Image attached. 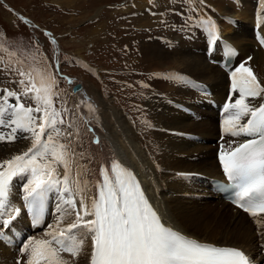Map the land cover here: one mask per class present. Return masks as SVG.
<instances>
[{
  "label": "snow or ice",
  "instance_id": "6c2138e0",
  "mask_svg": "<svg viewBox=\"0 0 264 264\" xmlns=\"http://www.w3.org/2000/svg\"><path fill=\"white\" fill-rule=\"evenodd\" d=\"M259 4L257 29L264 32V0ZM149 11L161 17V24L189 39L200 31L207 40L210 63L227 58L223 67L230 86L222 105V142L217 152L224 180L217 182V189L253 218L264 241V79L254 72L252 56L232 64L239 53L224 38L217 18L209 14L214 10L208 0H172L164 11ZM166 12L180 17V22L169 24ZM18 18L29 23L22 15ZM222 19L235 23L227 14ZM31 28L24 39L35 56H43L35 33L40 31L51 44L57 39L39 25ZM257 39L264 46V36L258 33ZM19 43L15 36L0 33V72L4 82L16 86L0 87V145L27 142L26 148L0 159V243L10 239L23 215L34 228L44 224L49 199L55 196L57 203L54 224L47 225L43 238L22 241L14 264H81L82 259L85 264H255L239 246L202 242L184 234L154 205L131 166L118 158L106 161L91 151L90 145L102 144L96 134L98 109L91 98L83 94L70 103L57 90L60 81L75 84L73 93H81L82 86L63 75L58 59L49 62L43 56L36 61L38 67L25 66L11 51ZM168 46L174 45L169 41ZM150 78L194 88L207 99L208 87L180 72L153 73ZM145 124L154 127L147 120ZM177 175L191 179L198 174ZM18 178L24 182L17 205L13 195ZM259 247L264 249V242Z\"/></svg>",
  "mask_w": 264,
  "mask_h": 264
},
{
  "label": "rangeland",
  "instance_id": "374dc122",
  "mask_svg": "<svg viewBox=\"0 0 264 264\" xmlns=\"http://www.w3.org/2000/svg\"><path fill=\"white\" fill-rule=\"evenodd\" d=\"M138 1L0 0V27H4V33H7L9 37L15 36L21 42L13 45L11 51L14 52V49H16L15 53L19 54L21 52V57L30 66L38 67L39 65L36 61H42L43 56H46L49 62H55L57 59L63 60L62 57L73 55L80 58L84 66L78 65V67H72L70 71L71 75L83 80L85 92L91 99L96 101L100 115L104 114V104L106 103H108L107 109L122 112L124 117L127 114L120 111V106L122 105L134 114L132 118L133 124L138 129V135H136L134 143L139 141L141 144L146 145L149 150V152H146L148 154L146 156L145 151L140 147L141 152L145 155L142 158L145 164L144 171L145 173L149 171L147 173L150 179L149 184L151 183L150 185L155 186L153 190L156 198L162 202L164 208L168 211V215L177 225H181L176 220L178 214L175 212L177 196H179L189 200H185L187 203H185L186 210L184 209V211L188 215H193L192 217L195 220L198 219L199 226L204 231L212 234V240L216 242L228 241L230 244L238 245L247 244L251 247L254 243H258L259 240L255 239L253 230L255 227L252 225V222L247 221V224L243 223L242 218L235 216L232 208L222 209L219 206L213 205V203L211 204L209 202L210 198L215 199V197L211 194L209 196L205 190L197 187V184L200 182L199 180H186L177 175V173L182 172L201 173V171L207 170L205 168L201 170L199 166L191 167L190 165V167L183 169L177 168L176 166L183 161L182 153L169 148L168 138L172 137L175 141L185 139L186 142L181 145L183 146L185 155L187 151H189V154L195 151L193 142L196 144V148H206L207 144H201L197 138L192 140L187 138L186 135L180 136L173 133H186V124H189L188 129L191 136H193L196 128L200 130L198 120L195 124H191L189 121V114L186 112L191 108L203 110L205 113L202 115V119L207 122L214 120L215 114L212 118L207 113L205 109L207 107L206 102H204L202 94L197 92L196 96L189 95L180 100L173 98L176 101L172 99L171 103L168 102L170 104L168 109L163 106L157 108L159 102L156 103L152 86L149 88L142 86L145 83L152 84L150 70L146 67L143 59L144 42L151 41L152 39L158 40L161 36L173 33V30L160 23L161 17L158 15L153 16L149 9L154 12L164 11L171 7L172 0H162L163 2L161 0H144L145 3L142 6ZM146 2H149V4L147 3L146 5ZM145 7H147L146 11ZM12 8L16 10L15 13ZM21 15L27 18L29 22L27 25L18 18ZM164 19L169 24H172L173 22H180L181 18L171 15L170 12H166ZM32 24L39 25L40 29H46L57 39L56 44H51L50 38H46L40 31L35 33L40 38L43 56H35L32 46L28 45L24 39L26 35L32 33ZM199 32L194 33L196 37ZM154 34L157 36H154ZM179 35L182 37L180 44H183V41L186 42L183 39L185 37L189 41L188 45L192 46V38L189 39L181 33ZM195 43L194 48L200 47L199 40H196ZM90 65L94 67H90ZM62 66L68 72V65L62 63ZM86 66L90 67L93 71L92 74L83 68ZM102 68H106L107 70ZM122 70L125 72H122ZM0 82L10 87H16L4 82V74L2 72H0ZM113 88H120L123 91L117 103H115L113 98L111 99V90ZM16 89L19 90V88ZM57 90L63 96H66L70 103L78 102L76 97L78 94L72 92V85L67 84L66 81H60ZM164 96L165 94L163 93ZM26 103H31V101L26 100ZM180 111H184V113H179ZM156 112L158 113V118L163 120L166 127L159 125L160 123L156 121ZM145 120L160 128L154 130V127H146ZM194 125H197V127L194 128ZM135 130L133 131L136 134ZM160 131L168 133L170 136L166 137L164 141L160 140L158 137ZM196 137L200 138V136ZM101 141L103 145L104 141L102 138ZM85 143L87 144L88 142L85 141ZM90 146V150L95 151V148L92 145ZM151 146H153L152 150H150ZM150 157L155 159V161L153 160L155 167L151 163ZM206 161L209 162L207 158ZM196 162L197 159L193 158L192 163ZM156 165L160 166L159 169H157ZM20 182L21 180H15L17 185H20ZM174 188H177L176 192H173ZM165 190H168L170 193L169 203L173 206L172 212L167 207V202L163 195H161H165ZM192 197L207 198L209 200L206 202L197 200L196 202L191 199ZM154 203L156 205L155 201ZM172 213H176V218L173 217ZM64 223L67 222L64 221ZM181 226L195 229L190 223H184ZM250 240L251 242L254 241V243L250 242L248 244ZM258 250H261V248H258Z\"/></svg>",
  "mask_w": 264,
  "mask_h": 264
},
{
  "label": "bare ground",
  "instance_id": "6f19581e",
  "mask_svg": "<svg viewBox=\"0 0 264 264\" xmlns=\"http://www.w3.org/2000/svg\"><path fill=\"white\" fill-rule=\"evenodd\" d=\"M138 2L141 4V6L145 3L144 0H139ZM147 3L149 4V2H146V5ZM208 3L211 5L212 9L214 10L209 14L214 15L217 18L223 30V36L225 35L226 38L231 39V41L239 48L240 50L239 56L246 57L250 55L253 57L250 64L254 68V71L258 75V77L264 79V49H261L252 38V26L254 24L253 11L256 6V0H208ZM258 12H260V8L258 9ZM225 14L227 15L230 14L234 18L236 17L239 23L237 22L236 25H233L228 21H224L222 17ZM261 15H264V13H261ZM181 38H182L181 35H179L178 32L173 30V33L167 36H161L158 40L152 39L151 40L152 42L151 41L144 42L143 59L146 67L153 73H165L169 71H175L185 74L191 77L194 81L199 82L200 85H206L208 89L214 88L216 93L214 97L216 98L218 97L219 101H222L225 98L228 91V75H226L222 70H220L215 65L210 64L205 58L204 50H206L207 47L206 37L201 32H199L197 37L195 34H193L192 46L188 45L189 41L185 37H183V39L186 40V42L183 41V44H180V41H182ZM196 40H199L200 47L194 48L196 44L195 43ZM169 41H171V43L174 45L173 47L168 46ZM175 41L176 43H174ZM80 85H82V88H81V93H77L78 100L83 98L82 97L83 94H86L83 83H81ZM151 86H152V90L154 91L153 94L155 95L156 103L159 102L157 108L163 106L166 107V109H168L169 108L168 106L170 105L169 103H171L170 101L173 98H177V100H180L185 96H189V95L196 96V91H193L191 88H185V87L173 85L172 83L160 78L152 79ZM163 93L165 94L164 97H163ZM157 94H159L160 97L158 96L156 97ZM91 100L94 105L97 104L94 99ZM173 101L176 100L173 99ZM104 106H105L104 114L100 115L98 113L99 122L98 125L96 126V134L100 136V138H102L104 143L103 145L101 144L102 146H97L92 144V146L95 148L94 153L106 161L111 160L113 158H118L127 166H131L133 169H135L137 173H139V178L143 186L146 187L147 193L151 195V197H153L154 201L156 202V205H158L160 209L166 212V214L168 215L167 209H165L162 202L158 198H156V194L153 190L155 186L150 185L151 183L149 184L150 179L148 178L147 175L149 171L145 173L144 171L145 164L142 161L143 156L145 155L147 156L148 154L146 153L144 155L141 152L140 147L142 145L139 141L137 143H134L135 137H137L133 131L135 130L134 127L129 124L130 121L128 122V120L124 117V114L122 112H117L116 110L107 109L106 108V106H108L107 103L104 104ZM183 107L185 108V106ZM205 109L207 113L211 115L213 118L214 112L209 110V108L207 107H205ZM179 113H184V111H180ZM186 113L189 114L188 116L191 124H195L196 121L198 120L200 127V130H198L196 128L197 125H194L193 127L196 129L193 132V136H191L188 129L189 124H186V129H185V132L187 133L186 137L192 140H195L197 138V140L201 142V144H203L202 141H204V143L207 144L206 145L207 147L196 148V144L193 142V145L195 146V151L190 154L189 151H187V154L185 155L183 146L181 145L184 144L186 140L182 139L175 141L172 137L168 138L169 148L172 149L173 151L182 153L183 161H181L176 167L183 169L190 166L191 167L199 166L201 170H203L204 168L207 170L198 173L200 176H202L203 174L215 175L216 173L219 172L218 165L215 159L216 147L218 145L214 143V141L219 137L217 120L216 118L209 122L203 120L202 115L205 112L197 108H191ZM155 115H156L155 117L156 121L160 123L158 124L166 127V124L163 122V120L158 118L157 112ZM169 136L170 135L168 133H164L162 131L158 133V137L160 138V140L163 141L166 137ZM196 136H200V138ZM26 146H27V142L24 141H18L14 145H0V159L7 158L11 154H13L16 150L24 149L26 148ZM193 158L197 159L196 163H192ZM206 158L209 160V162L206 161ZM93 167L95 168L96 165H94ZM15 184L16 183L14 182V185ZM197 187L201 190L206 189V186L202 185L201 182L197 184ZM176 191L177 188H174L173 192ZM89 195H92V193H89ZM161 195H163L165 201L167 202V207L172 212L173 206L171 203H169L170 193L168 192V190H165V195L164 194ZM17 199L18 198L15 195H13V200L15 201ZM191 199L196 202L197 200H201L202 202H206L207 200H209L207 198H201V197L198 198L192 197ZM185 200L188 199L177 196L175 212L178 214V217L176 220L181 225L184 223H190V225L192 227H195V229L184 228L181 225L180 226L177 225L172 220L176 228L204 242H211L214 244L226 245V246H239L247 250L249 253L258 250L257 244L260 242L259 240L258 243L257 242L254 243V241L251 242V240L248 241L249 242L248 244H250V242L254 243V245L251 244L252 245L251 247L248 246L247 244L238 245L232 243L230 244V242L228 243V241L216 242L215 240H212L211 239L213 238L211 236L212 234L208 233L207 231H204L199 226V222H197L198 219L195 220L192 217L193 215L191 216L186 214L184 209L186 210L185 203H187V201ZM154 201L152 202L154 203ZM209 202L211 204L213 203V205L215 206H219V208L222 209L232 208L228 203L213 198H210ZM176 213H172L174 218H176ZM234 213L236 217L242 218L243 223L247 224V221L252 222L251 219H249L247 215H245L244 213L239 212L237 210H234ZM65 222L68 223L70 221L65 220ZM15 259L16 256L14 254V251L11 248H8L0 243V264H14ZM81 264H85V261L83 259L81 260Z\"/></svg>",
  "mask_w": 264,
  "mask_h": 264
}]
</instances>
